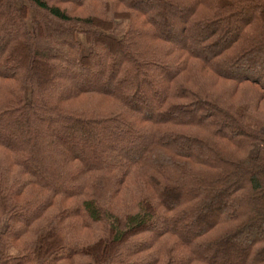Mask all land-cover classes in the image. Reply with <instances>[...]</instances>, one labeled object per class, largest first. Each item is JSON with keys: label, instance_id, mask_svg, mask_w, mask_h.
Listing matches in <instances>:
<instances>
[{"label": "trees", "instance_id": "16d2710c", "mask_svg": "<svg viewBox=\"0 0 264 264\" xmlns=\"http://www.w3.org/2000/svg\"><path fill=\"white\" fill-rule=\"evenodd\" d=\"M221 1L0 0V264H264V0Z\"/></svg>", "mask_w": 264, "mask_h": 264}, {"label": "rangeland", "instance_id": "374dc122", "mask_svg": "<svg viewBox=\"0 0 264 264\" xmlns=\"http://www.w3.org/2000/svg\"><path fill=\"white\" fill-rule=\"evenodd\" d=\"M221 5H223L224 4V0H222L221 2ZM170 18V17H169ZM77 39L79 40V42L82 44V46H83V53L84 54H86L88 51H89V48H88V46H86V44H85V40H84V38L83 37H77ZM264 131V130H263ZM258 148V146L256 147V149ZM255 153V150L252 152V154H254Z\"/></svg>", "mask_w": 264, "mask_h": 264}]
</instances>
